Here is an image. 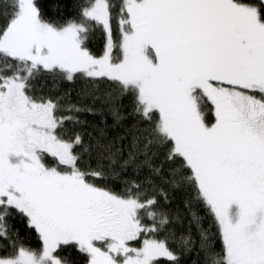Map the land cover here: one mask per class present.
I'll use <instances>...</instances> for the list:
<instances>
[{"label": "snow or ice", "instance_id": "6c2138e0", "mask_svg": "<svg viewBox=\"0 0 264 264\" xmlns=\"http://www.w3.org/2000/svg\"><path fill=\"white\" fill-rule=\"evenodd\" d=\"M67 8L0 0V264H264V0Z\"/></svg>", "mask_w": 264, "mask_h": 264}, {"label": "trees", "instance_id": "16d2710c", "mask_svg": "<svg viewBox=\"0 0 264 264\" xmlns=\"http://www.w3.org/2000/svg\"><path fill=\"white\" fill-rule=\"evenodd\" d=\"M63 4L68 5V8L65 11L64 15H68V16L72 15V11H71L72 0H62V6H63ZM101 46H102V37L100 36L99 33H97L96 38H94L92 43L90 44V48L94 52H98L100 50ZM36 85H37L38 89H40L42 87V89L45 93H48L50 95L55 96V95L62 94L65 90H70L73 87L78 88L79 82H77L76 85H70L68 83H61L59 85V91L58 92L57 91L49 92V89L52 88V83H51L50 79L47 82H45L44 80H38L36 82ZM73 95H74V93H73ZM88 119L92 120L93 118L89 117ZM202 215H203V213H202ZM204 224H205V227H208L210 229V232L213 236L214 243L216 244L217 248H219L220 242L216 238V229H215L214 225L212 224L211 217H206ZM22 242L25 244V246H28V247H33V248L39 247L35 233L25 232L22 236ZM185 264H187V261H185Z\"/></svg>", "mask_w": 264, "mask_h": 264}]
</instances>
